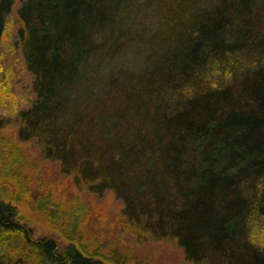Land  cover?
I'll use <instances>...</instances> for the list:
<instances>
[{
    "label": "trees",
    "instance_id": "16d2710c",
    "mask_svg": "<svg viewBox=\"0 0 264 264\" xmlns=\"http://www.w3.org/2000/svg\"><path fill=\"white\" fill-rule=\"evenodd\" d=\"M11 15L34 99L17 140L0 136V264H150L83 240L78 207L51 211L50 191L32 203L69 242L16 221L27 142L77 190L119 200L129 244L264 264V0H0V49Z\"/></svg>",
    "mask_w": 264,
    "mask_h": 264
},
{
    "label": "rangeland",
    "instance_id": "374dc122",
    "mask_svg": "<svg viewBox=\"0 0 264 264\" xmlns=\"http://www.w3.org/2000/svg\"><path fill=\"white\" fill-rule=\"evenodd\" d=\"M15 30V18L11 15L8 18L0 49V118L5 120L0 127V136H7L13 141L17 140L16 113L34 99V93L31 90L32 75L26 70L20 53L14 47ZM21 148L28 160L34 161V166L24 167L27 191L23 200L14 201L18 210L15 219L25 224L34 238L51 237L59 246L71 240L72 234L65 229L63 222L60 220L58 222L62 226L57 223L52 224L49 214L38 211L32 203L50 191L55 203V206H50V210H56V206L61 204L59 210L62 215V211L68 212L70 207L71 209L72 207L74 209V206L78 207L79 212L75 211V216L82 215L77 229L79 234H82L83 240L88 242H93L96 238L92 246L96 243L103 245L102 252L106 253L113 246H118L121 252L131 253L130 256L139 254L141 258L148 254L150 264H184L179 251L168 245L149 244L147 248H143L129 244L131 238L125 233L122 238L114 222L118 219L119 200L110 193L98 195L77 190L70 177L59 171L56 162L41 159L38 148L32 142L21 143ZM13 184L10 183L7 193L15 191L17 187ZM66 216L70 215L66 214ZM107 241L108 246H105ZM103 264L111 263L103 260Z\"/></svg>",
    "mask_w": 264,
    "mask_h": 264
}]
</instances>
